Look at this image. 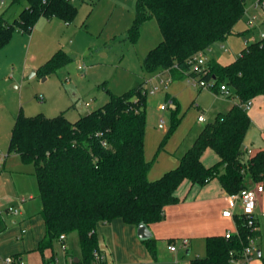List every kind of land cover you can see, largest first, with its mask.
<instances>
[{
    "label": "trees",
    "instance_id": "trees-1",
    "mask_svg": "<svg viewBox=\"0 0 264 264\" xmlns=\"http://www.w3.org/2000/svg\"><path fill=\"white\" fill-rule=\"evenodd\" d=\"M19 1L12 0L10 7ZM246 5L247 0H138L128 39L135 42L141 24L149 18L157 21L162 34V41L144 59L146 70L168 72L172 81L186 76L213 81L216 93L225 84L232 93L229 99L236 102L231 110L206 124L178 166L157 180L148 178L153 162L146 160L144 152V84L122 95L110 93L106 104L76 122L64 112L53 118L42 114L18 116L9 152L35 166L39 215L45 224L37 251L43 257L46 251L53 252L61 236L77 233L81 250L78 264H95L94 253L100 250L98 224L122 219L135 227L141 223L149 227L161 222L164 209L179 202L176 192L185 180L204 186L218 179L229 195L264 181V152L246 158L244 148L251 126L246 104L264 95V39L246 44L240 56L228 64L211 60L201 73L192 70L199 52H207L235 33V25L246 14ZM76 13L71 0H27L13 22L7 18V11L0 12V49L10 42L15 29L29 34L41 17H59L68 23ZM67 61L68 56L59 50L42 67L43 73L54 72ZM178 111L176 106L163 143L179 123ZM208 149L219 158L211 167L202 161ZM236 225L237 233L230 239L207 237L206 255L194 258L191 264H233V260H240L250 239L256 241L260 231L257 219V230L242 216L236 217ZM6 230L0 211V235ZM143 243L157 264L159 240L152 237ZM54 257L45 258L43 264Z\"/></svg>",
    "mask_w": 264,
    "mask_h": 264
},
{
    "label": "rangeland",
    "instance_id": "rangeland-1",
    "mask_svg": "<svg viewBox=\"0 0 264 264\" xmlns=\"http://www.w3.org/2000/svg\"><path fill=\"white\" fill-rule=\"evenodd\" d=\"M256 1L247 0L246 10H250ZM11 2L0 0V12L7 11V18L13 22L27 6V0H20L10 7ZM71 3L77 13L68 23L59 17H41L29 34L15 29L10 42L0 49V172L3 167L6 170L0 183V209L6 212L12 208L33 217V231L26 238L28 247L33 244V236L35 242L43 229L36 215L41 200L39 197L31 200L29 194L22 191L19 197L21 183L16 182V187L13 180L20 174L23 186L30 189L33 187L31 180L35 179L38 190L34 164L24 163L18 154L9 152L18 116L42 114L53 118L64 112L71 122H76L106 104L110 93L122 95L144 84L147 91L144 152L145 158L153 162L152 167L157 168L176 162L200 130L214 121L228 103L220 92L192 85L188 76L172 81L166 72L149 73L146 70L144 59L162 41V34L157 21L149 18L141 24L137 40L128 39L138 0H71ZM257 13L255 31L259 38V33H264V14L260 10ZM249 17L245 14L235 25L234 34L211 46L206 52L208 60L226 64L238 58L246 41L253 37L246 31ZM59 50L69 61L58 70L44 74L42 67ZM79 66L83 69L79 70ZM154 88L157 90L151 94ZM176 106H179V123L163 143L172 126ZM200 116L205 118L204 122L198 121ZM255 135L256 130L251 128L248 138ZM249 185H252L250 181ZM7 223L6 232L0 236V259L6 257L7 252L16 250L20 243L10 218ZM55 248L60 250V244ZM66 248L71 257L81 256L77 233L69 236ZM202 249L206 255V246ZM46 253L50 254L51 250ZM59 257L62 261L68 258L62 250ZM252 257L258 259L257 253Z\"/></svg>",
    "mask_w": 264,
    "mask_h": 264
},
{
    "label": "crops",
    "instance_id": "crops-1",
    "mask_svg": "<svg viewBox=\"0 0 264 264\" xmlns=\"http://www.w3.org/2000/svg\"><path fill=\"white\" fill-rule=\"evenodd\" d=\"M254 4L251 6L252 11H250L251 9L247 10L246 14L250 16L249 19H247L248 22L253 16H256V19L258 18L257 12L259 9H255ZM256 27L257 26L255 25L254 29H250L248 26L246 31L253 34L252 39L259 40L260 37L256 38ZM261 34L262 32L259 33V35ZM252 39L247 40L246 44L251 43ZM223 49L227 52L224 47ZM234 60L235 59L232 61ZM232 61H229L226 64ZM227 102L225 110H221L219 113H225L231 110L232 106L236 103L229 98H227ZM248 114L251 118V126L249 130L254 128L256 130V135L253 138H248L249 130L247 131L244 139L246 158H249L260 151L264 152V95L251 101ZM196 138L193 140L192 145ZM192 145L182 152V155L177 158L176 162L162 165V167H152L148 174L149 180H157L166 172L176 168L181 157L192 147ZM202 161L206 167H211L219 161V158L213 150L208 149L203 154ZM3 172H6L5 167H3L0 172V176L5 174ZM3 176L0 177V183L3 180ZM21 178L23 177L20 174H16L15 178H13L16 187V182L22 184V186L19 184V189L17 188L19 197L23 192L29 194L31 200L36 197L38 198L39 187L37 190L35 179L31 180L33 187L29 189L27 185L26 188L25 185L23 186ZM262 183L264 185V181H262ZM176 195L179 202L167 206L164 209V219L159 223L149 226L153 237L159 240L157 264H191V261L194 258L205 256L202 248L203 246H206L207 237L224 236L227 231H231L235 234L237 233L236 217L242 212L241 203L239 201H232L229 198V194L222 188L218 179H213L204 186L193 185L185 180L178 188ZM40 210L41 206L39 212ZM227 210L232 211V218L223 217V212ZM0 211L2 212L7 225V219L10 218L11 223L14 225L13 229L16 230V238L20 242L17 244L18 247L16 250H11L5 254L6 257L20 255L26 264H43L45 258L49 259L53 254L59 256L61 246L60 250L59 248H54L53 252L51 251L50 254L45 252L44 257L37 251L39 242L42 240L45 233V224L39 215V212L36 215L40 218L43 229L35 238V242L33 236V244L28 247L26 244V238L30 236L28 234L33 231L35 224L33 217H27L22 212L12 214L4 212L1 209ZM255 216L259 224L260 236L254 243L253 255L257 253L258 259H253L252 257V263L250 262V264H264V193L258 197ZM96 233L99 247L107 255L105 264H155L147 247L143 241L138 238L137 227L134 225L127 224L122 219H115L107 224H98ZM68 239L69 237L66 242ZM170 240H172V242H169ZM185 241L187 242L186 244ZM170 246H175L176 251L169 250ZM181 251L185 253L184 255L186 256H184ZM64 256L65 258L71 257L68 251ZM170 258L172 260H170Z\"/></svg>",
    "mask_w": 264,
    "mask_h": 264
},
{
    "label": "built area",
    "instance_id": "built-area-1",
    "mask_svg": "<svg viewBox=\"0 0 264 264\" xmlns=\"http://www.w3.org/2000/svg\"><path fill=\"white\" fill-rule=\"evenodd\" d=\"M254 8L259 9L264 13V0H257L254 4ZM246 13H247V11H246ZM255 19H256V16H253L251 18V20H249L248 26L250 27V29H254ZM263 39H264V33H262L260 35L259 40H263ZM256 41H258V40L252 39L251 42H256ZM193 61H194V66L192 69L193 72L201 73L202 71H204L206 69L205 66L208 63V60L206 58V52H199L194 57ZM82 69H83V67L79 66V70H82ZM190 82L192 85L198 86L201 89L213 90V86H214L213 81H210V82L200 81L198 77H190ZM166 85H167V83H166ZM156 90H157V88H154L151 91V94H154L156 92ZM219 92L222 95H224L226 98H229L232 95L231 91L229 90V88L225 84H222L220 86ZM250 106H251V102L246 104L247 109H249ZM161 109L165 110V106H162ZM198 121L204 122V117L200 116L198 118ZM263 193H264V185L262 182H258L256 184H254L252 187L242 190L238 194L229 195V198L232 201H239L241 203L242 212L239 216L245 217L248 221V225L250 227H254V229H256V230H257V227H255V220L257 218L255 216V209L257 206L258 197H259V195H261ZM6 212L12 213V214L18 213V211L14 210L12 208L7 209ZM222 215L225 218H232L233 217V213L230 210L223 212ZM234 234L235 233H233L231 231H227L224 236L226 239H230ZM66 240H67V238L64 235L61 236L59 239V244L61 246V250L63 251L64 255L67 254ZM186 243L187 242L185 241V244ZM254 243H255V240L250 239L249 246L245 247V249L243 251L242 258L240 260H233L232 263L250 264V262L252 260V256H253ZM169 250L176 251V247L170 246ZM94 255H95V259H96L95 264H105V261L107 259V255L101 249L99 251H95ZM0 264H26V263L20 255L19 256L13 255V256H7V257L0 259ZM48 264H73V257H68L65 261H62L59 256H55L53 259L50 260V262Z\"/></svg>",
    "mask_w": 264,
    "mask_h": 264
},
{
    "label": "water",
    "instance_id": "water-1",
    "mask_svg": "<svg viewBox=\"0 0 264 264\" xmlns=\"http://www.w3.org/2000/svg\"><path fill=\"white\" fill-rule=\"evenodd\" d=\"M137 235L141 241H148L153 237L150 228L144 223L139 224L137 227ZM74 261L76 264L79 263V259L77 257L74 259Z\"/></svg>",
    "mask_w": 264,
    "mask_h": 264
}]
</instances>
